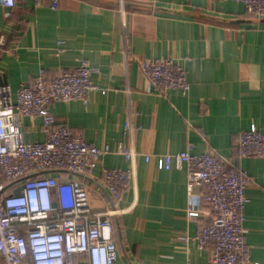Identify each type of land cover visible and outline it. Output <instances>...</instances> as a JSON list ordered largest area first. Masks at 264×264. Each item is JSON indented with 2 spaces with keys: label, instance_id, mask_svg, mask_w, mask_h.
<instances>
[{
  "label": "crops",
  "instance_id": "obj_1",
  "mask_svg": "<svg viewBox=\"0 0 264 264\" xmlns=\"http://www.w3.org/2000/svg\"><path fill=\"white\" fill-rule=\"evenodd\" d=\"M123 1L122 8L118 0H59L54 9L36 0L0 6V84L14 95L41 70L51 78L87 61L98 90L86 103L56 101L50 110L73 134L112 151L90 175L72 177L89 186L94 212L113 208L102 168L131 166L116 149L140 153L112 216L118 264H208L211 246L193 240L211 215L203 188L188 194L185 169H160L156 155L191 142L196 154L232 159L241 131L264 134V21L247 15L239 0ZM164 57L180 59L185 93L157 90L139 68L140 59ZM22 126L25 140H43L39 118L25 117ZM238 163L252 178L244 209L247 264H264V155ZM188 208L200 216H188ZM180 235L191 239L185 243Z\"/></svg>",
  "mask_w": 264,
  "mask_h": 264
},
{
  "label": "built area",
  "instance_id": "obj_2",
  "mask_svg": "<svg viewBox=\"0 0 264 264\" xmlns=\"http://www.w3.org/2000/svg\"><path fill=\"white\" fill-rule=\"evenodd\" d=\"M45 1L56 8L59 0ZM245 12L258 23L264 21V0H239ZM123 0H118L122 8ZM16 0H0V6L13 8ZM5 45L0 38V48ZM142 73L159 91L188 89L186 72L180 59L172 57L138 61ZM95 72L83 60L73 69H60L48 78L41 70L31 81L22 83L14 95L9 85L0 84V260L1 264H118L119 250L114 238L112 216L133 178V163L140 155L118 147L131 166L103 167L105 191L112 209L94 212L89 186L74 176H88L104 155L108 145L98 147L82 135L73 134L63 119L51 113L56 101L86 103L98 87ZM41 120L43 140L24 139L22 119ZM128 121L125 129L130 131ZM188 142L176 153L156 155L160 169H185L186 189L202 187L201 198L211 211L193 238L200 248L211 246L208 264H247L250 247L244 237V209L250 175L239 166L245 157L264 155V134L260 130L241 131L232 159L211 151L196 154ZM149 161L151 156L144 154ZM188 216L199 211L187 209ZM185 243L188 235L178 237ZM186 264H193L187 261ZM257 264V263H255Z\"/></svg>",
  "mask_w": 264,
  "mask_h": 264
}]
</instances>
